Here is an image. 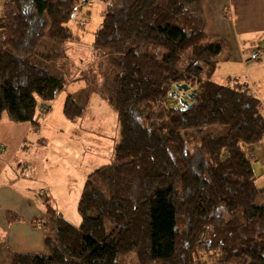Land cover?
Masks as SVG:
<instances>
[{"label": "trees", "instance_id": "16d2710c", "mask_svg": "<svg viewBox=\"0 0 264 264\" xmlns=\"http://www.w3.org/2000/svg\"><path fill=\"white\" fill-rule=\"evenodd\" d=\"M2 2L11 21L0 19V121L9 113L37 130L36 113L49 112L82 79L88 101L92 73L54 75L48 53L56 59L58 49L80 43L72 22L79 9L98 2L106 7L92 54L108 64L98 97L118 128L112 163L84 184L80 225L48 206V256L13 254L7 264H264V206L255 204L264 189L248 171L239 134L260 116L261 103L241 78L214 80L230 45L205 34L200 0ZM42 40L47 52L37 50ZM180 85L197 95L186 110L170 105ZM82 104L68 96L64 117L77 122ZM183 131L202 135L185 140Z\"/></svg>", "mask_w": 264, "mask_h": 264}, {"label": "crops", "instance_id": "0c3cea01", "mask_svg": "<svg viewBox=\"0 0 264 264\" xmlns=\"http://www.w3.org/2000/svg\"><path fill=\"white\" fill-rule=\"evenodd\" d=\"M201 2L205 14L204 32L209 37L221 38L231 44L229 61L246 66L245 63L250 58L247 51L249 48L260 42V51L264 49V0ZM2 5L0 0V12L3 10ZM227 9L228 14L225 13ZM77 36L81 41L82 35ZM255 36L258 39L253 40ZM246 40L248 45L244 48ZM260 51L257 52L258 60L261 59ZM246 54H249L248 59L245 58ZM83 88H87L83 79L68 85L62 92L63 96L59 94L49 105V112L54 104L59 107L62 102L60 106L64 107L66 98ZM251 93L253 94L252 90ZM97 101L103 102L99 97ZM48 119V116L38 115L37 130L29 123H16L9 113H4L0 121V264H7L13 254L48 256L49 251L45 244L46 237L51 236L47 223L48 206L73 226L77 227L81 223L77 204L87 177L97 168V161L92 160L93 165L81 170L79 166L84 161L81 153L94 152L92 156L97 158L95 144L89 136H103V126H74L85 132L77 135L79 139L75 140V135L63 133L62 126H50L48 135H45L47 126L44 125ZM115 119L116 115L113 116V120ZM49 136L56 138L54 147L50 144ZM261 140L258 143L264 150ZM73 141L79 147H71L70 143ZM85 147L90 151H85ZM71 189L74 190L73 194ZM70 205L73 206L72 221L63 213Z\"/></svg>", "mask_w": 264, "mask_h": 264}, {"label": "rangeland", "instance_id": "374dc122", "mask_svg": "<svg viewBox=\"0 0 264 264\" xmlns=\"http://www.w3.org/2000/svg\"><path fill=\"white\" fill-rule=\"evenodd\" d=\"M105 7V4L94 2L79 9L76 16L77 20L76 22H72L71 28L76 36L77 34L82 35L80 43L69 45L67 47L68 49L66 51L64 50L63 53L61 52V49H58L56 52L58 57L56 59L52 58V52L48 53L51 55L50 60L53 61V63H50V68L48 69L54 75H64L67 73L72 76L83 74L86 77H90L88 74L89 72L92 73L91 81L89 83L90 94L88 95V101H85L87 90L84 88L72 95V97L76 100L79 98L83 99L82 105L85 107L84 115L75 123L68 121L63 115V109L61 108L63 106H60L63 104L62 102H60L59 107L57 104H54V106H52V112L50 111L49 113L42 115L38 112L36 113V117L38 115L49 117L48 121L44 125L47 126L45 128V135H48V128L50 126H62L61 129L63 130V133L65 135H75L76 140L79 139L77 138V135L85 132L74 126H103L101 132L103 136H99V134L89 136V139L95 144V153L97 154V158L92 156V153L94 152L81 153V157L84 158L82 165L79 166L81 170L93 165L92 160L97 161V168L93 169L92 172L102 166L112 163V151L117 139L118 130L116 119L113 120V116L116 114L108 106H106L105 103L98 102L99 100L97 101L98 92L100 90V86H98L97 83L99 82V84L101 83L102 85V80L100 78L105 72H108V64L105 60H97L95 56H93V49L91 45L93 42V33L98 29L102 22L103 17L101 16V11H103ZM86 11L89 13L84 15ZM225 13L228 14V9L225 10ZM200 15L205 21V14L201 0ZM3 17H6L7 24L11 21L9 11L2 10V12H0V19ZM79 28H82V30ZM255 37L256 38L253 40L258 39L257 36ZM241 39L243 40L242 37ZM46 42V40H42L41 44L37 48L39 52H47V49H45L47 47ZM246 43L247 44H244V48H247V40ZM229 45L231 54V44L229 43ZM245 58L248 59L249 54H246ZM260 58L261 59L256 62L254 61L249 63L248 61L245 63L246 66H242L237 62H231L227 59L226 61L220 62L215 71L216 82L219 84H223L227 76H240L242 81L248 82L254 96L261 102L260 116L252 121H249L248 124L239 131V134L242 137L241 148L247 152L250 158L252 155V158L248 159L247 168L250 175L255 178V186L257 189L264 188V150L260 148V143L250 144L248 139L260 133L263 135L261 142L264 145V49L260 51ZM59 96H63V93ZM95 104H97V106H94ZM93 117H95V119ZM206 130L213 133L212 128H205L203 129V132ZM182 135L185 140H188L190 136L193 137L192 139L199 140L202 134L197 133V131H183ZM49 139L50 144L54 147L56 138L54 136H49ZM74 142L76 141L70 143L71 147H79V145ZM190 146H192V144ZM85 151H90V149L86 148ZM74 165L77 167L76 162ZM73 191L74 190L71 189V194H73ZM255 204L258 206H264L263 194L256 198ZM72 208L73 206L70 205V207L63 212L68 219H71V221L73 218Z\"/></svg>", "mask_w": 264, "mask_h": 264}, {"label": "water", "instance_id": "95a60500", "mask_svg": "<svg viewBox=\"0 0 264 264\" xmlns=\"http://www.w3.org/2000/svg\"><path fill=\"white\" fill-rule=\"evenodd\" d=\"M175 89L172 93L171 96H175L179 100V104L181 105V110H186L192 107L194 102L197 99V95L194 90H190L187 85H180V86H175ZM177 91H182L187 93L186 98L179 97V94Z\"/></svg>", "mask_w": 264, "mask_h": 264}, {"label": "built area", "instance_id": "2783aa9c", "mask_svg": "<svg viewBox=\"0 0 264 264\" xmlns=\"http://www.w3.org/2000/svg\"><path fill=\"white\" fill-rule=\"evenodd\" d=\"M73 21L76 22V20H73ZM258 59H259L258 54L257 53H252L250 55L249 61L252 62V61H256ZM190 90H192V89H190ZM177 92L179 94V97L186 98L187 93L182 92V91H177ZM170 105L171 106H180L181 107V105L179 104L178 98L175 97V96H171V103H170Z\"/></svg>", "mask_w": 264, "mask_h": 264}]
</instances>
